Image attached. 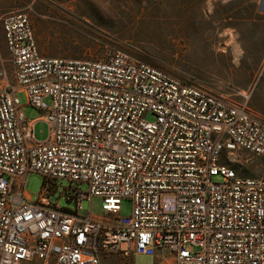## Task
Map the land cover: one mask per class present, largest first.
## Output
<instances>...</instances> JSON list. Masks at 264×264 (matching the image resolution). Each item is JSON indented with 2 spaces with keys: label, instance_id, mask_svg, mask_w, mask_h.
Returning <instances> with one entry per match:
<instances>
[{
  "label": "built area",
  "instance_id": "built-area-1",
  "mask_svg": "<svg viewBox=\"0 0 264 264\" xmlns=\"http://www.w3.org/2000/svg\"><path fill=\"white\" fill-rule=\"evenodd\" d=\"M1 26L0 264H102L108 254L264 264V170L243 176L233 166L264 162V117L120 50L104 60L44 56L22 11L4 13ZM20 92L41 112L35 119ZM36 121L45 140L33 137ZM32 172L43 178L35 199L25 191ZM56 181L87 184L58 195L73 210L50 199Z\"/></svg>",
  "mask_w": 264,
  "mask_h": 264
},
{
  "label": "rangeland",
  "instance_id": "rangeland-1",
  "mask_svg": "<svg viewBox=\"0 0 264 264\" xmlns=\"http://www.w3.org/2000/svg\"><path fill=\"white\" fill-rule=\"evenodd\" d=\"M253 7L250 0H0V64L9 65L1 17L7 11L18 10L28 15L37 47L44 56L104 60L120 50L213 93L246 101L254 114L264 117V81L255 80L261 66L253 63L258 58L250 43L242 53V44L230 42V36L222 30L226 23L220 21L230 10ZM226 40L229 44L225 50ZM17 96L28 120L41 114L26 104L24 92ZM44 101L50 103L48 97ZM146 118L152 120L153 116ZM47 133L45 122L34 123L35 140H45ZM233 166L243 176H259L264 170L263 160L257 157ZM42 180L36 172L28 175L25 191L31 199L36 198ZM220 180V176L213 177V181ZM69 186L87 191L84 183L56 181L50 199L73 210V203L62 195L58 197ZM101 202L100 197H92L93 215H102ZM131 208V200H122L119 215L128 216ZM132 258L108 254L102 264L156 263L153 254ZM26 264L44 263L34 259Z\"/></svg>",
  "mask_w": 264,
  "mask_h": 264
},
{
  "label": "crops",
  "instance_id": "crops-1",
  "mask_svg": "<svg viewBox=\"0 0 264 264\" xmlns=\"http://www.w3.org/2000/svg\"><path fill=\"white\" fill-rule=\"evenodd\" d=\"M229 1L226 0V2ZM250 2L254 3L253 8L249 10H230L220 21L226 23L222 30H224L226 36H230V42L235 41L242 44L240 47L242 53L246 50V44L250 43L252 53L258 58L253 63L261 66L255 80L264 81V0H250ZM228 44L226 40L225 50ZM237 59L238 57H235L234 61L239 63ZM155 259V264L164 263L159 254L155 255Z\"/></svg>",
  "mask_w": 264,
  "mask_h": 264
}]
</instances>
